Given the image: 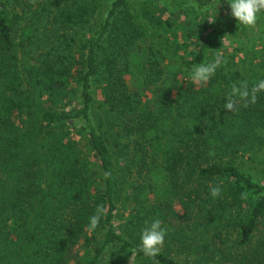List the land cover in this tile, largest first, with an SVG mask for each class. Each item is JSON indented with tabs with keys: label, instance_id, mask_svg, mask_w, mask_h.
Returning <instances> with one entry per match:
<instances>
[{
	"label": "trees",
	"instance_id": "16d2710c",
	"mask_svg": "<svg viewBox=\"0 0 264 264\" xmlns=\"http://www.w3.org/2000/svg\"><path fill=\"white\" fill-rule=\"evenodd\" d=\"M129 1L111 0L100 31L83 39L79 33L100 12L102 0H0V161L9 155L18 169L12 184L0 177V264H103L115 249L125 260L141 264H264V229L258 236L264 227V182L225 160L251 135L247 125L264 118V96L258 93L254 104L243 106L237 120L238 115H230L234 111L226 115L222 94L229 76L219 70L200 91L190 80L181 88L177 79V96L166 98H160L159 86L151 91L134 78L128 80L129 68L117 62L116 49L128 48L143 34L121 15ZM221 4L228 20L188 52L187 65L203 64L212 44L248 33L250 28L230 14L229 0ZM108 39L114 51L106 61L100 51ZM78 44L81 51L75 55ZM126 65L131 68L130 62ZM158 65L147 74L146 84L160 80L163 69ZM168 68L175 70L171 64ZM139 71H145L144 64ZM95 81L104 93L96 107L104 111L103 122L94 113ZM152 96L160 99L157 111ZM17 118L22 128L16 126ZM30 120L34 125H28ZM106 125V133L121 143L123 160L137 169L139 183L127 188L143 199L131 200L148 212L151 202L159 203L155 210L161 218L180 221L172 243L184 254L182 261L167 250L146 257L140 245L118 230L115 221L125 184L103 130ZM70 127L76 128L94 161L80 165L77 158L71 160L67 153L74 146L63 138L37 147L42 133H70ZM212 186L220 187L218 197L211 195ZM98 205L106 214L90 230ZM222 236L225 241L235 236L234 242L213 247V239L223 241Z\"/></svg>",
	"mask_w": 264,
	"mask_h": 264
},
{
	"label": "rangeland",
	"instance_id": "374dc122",
	"mask_svg": "<svg viewBox=\"0 0 264 264\" xmlns=\"http://www.w3.org/2000/svg\"><path fill=\"white\" fill-rule=\"evenodd\" d=\"M109 2H111V0H102L100 12L92 19L90 26L80 31V37L78 38H92L100 31L104 12ZM202 2H206L207 7H200L199 3ZM121 15L122 17L125 16L127 19H124V21L135 23L143 34H145L138 35L136 40H133V44L128 48L118 47L119 49H116V52H119L120 55L117 62L119 64L124 63V68H129V70L126 71V78H128V80L134 78L135 83L142 82V85L144 84L145 88L151 91H154L156 86H159L162 90L160 98H162L163 95L164 98H166L167 94L168 96H177L176 92L179 90L174 87V83L177 79L179 80L181 88L187 85L194 67L187 65V60L189 58L188 52L197 49V46L203 44L210 34L215 33V28L220 27L222 23L229 18L223 9L221 0H169L168 3L160 2L159 0H130L128 7ZM210 15H216L215 22L212 24H209L207 19ZM167 22L171 24V27L166 26ZM120 24L121 22L119 21L118 25ZM114 31L117 33L118 30L116 27ZM121 31H119V33H121ZM79 46L78 44L73 48L72 52L75 55L81 51ZM111 51H114V48L111 40L108 39L101 48L100 58H104L106 61L112 60V57L108 59L107 56ZM217 55L221 56L223 62L216 70L221 71V73L224 72L229 76L227 79L228 82H226L227 85H224V87H227L226 94L225 92L222 94V98L225 97V101L228 99L233 84L239 86L241 82L246 81L250 90L253 84L264 79V77H261L264 75V16H258L256 25L250 28L248 33H245L240 38H225L209 46L206 51V60L203 64L213 62ZM151 61L152 65L150 66L149 64ZM126 62H130L131 68L126 65ZM156 63L159 64L158 70L163 69L161 72L162 74H160V80L157 82L154 80L152 83L146 84L147 74H149L150 71H154L153 66ZM142 64H144L145 71L138 72V66ZM170 64L175 67V70L171 71L168 68ZM20 65L22 68L24 66L26 67V64L23 62H20ZM180 68L184 70L183 72L185 74L181 75ZM169 76V81L165 82L164 78ZM235 76L236 78L233 80L232 77ZM161 79H163V82ZM169 83H171V86L168 85ZM207 83L208 81L202 86L192 84L197 91H200V88H207ZM93 90L95 94V117L97 120L103 122L106 119L103 114L104 111L96 107L104 101V93L102 88H98V83H96V81ZM259 95L264 96V91L259 92ZM151 102L155 107V111H157L156 108L158 107L160 99L158 97L153 98L152 96ZM237 106L238 109L230 113V115L232 114V116H234V114L241 115L244 113L242 112V102H239ZM225 112L226 115L229 113L226 109ZM239 115L237 116V120ZM230 118L236 119L235 117ZM237 120L233 122H237ZM14 122L16 126L20 128L24 126H19V124H21L19 118L15 119ZM28 125H34V121L30 120ZM107 128L108 125H106L103 130H105V136L108 141L111 142V145L113 144L112 152L115 166L119 176L125 184V195L123 194L122 200L118 205L115 221L118 230L133 240V242L140 245L142 230L155 219H159L162 222V228L166 230L164 244L161 250H167L176 260L182 261L185 258L184 254L177 250L172 243L173 237L177 235L175 227H180V221L173 220L172 218H175L173 216L168 219L161 218L159 213L155 210V207H157L159 203L156 204L155 202H151L149 204L150 212H148L142 207L139 209V205L131 200L132 196L143 199L137 194V191H135L136 189L127 188L128 186L137 185L139 183L138 172L137 169L133 171V164H128L123 160V157L119 153L120 147L118 146V144L121 146V143L115 141L110 133H106ZM68 129L70 133L56 130L53 135H48L46 133L39 135L40 133L36 132L39 135L36 137V139H38L37 147L39 149L45 145L49 147L54 139L58 140V138H63L65 143L74 146L73 149L69 150L70 153H67L71 160H73L72 157L77 158L81 161L80 165L87 164L88 159L94 161V158L89 156L87 148L85 147V141L77 134L76 128L70 127ZM249 129L251 131L249 138L241 145L236 146L237 152L232 153L231 156L226 157L225 160L237 164L243 170L251 173L256 179L264 182V118H259L255 122H252V124L250 122V124L247 125V130ZM110 132L112 133V131ZM20 149V156L22 157L20 159L26 158L22 153L24 150L22 145ZM27 160L33 161V157ZM90 166H92V163ZM22 167H19L20 170ZM17 171L18 169L14 168L13 160L9 155L5 157V161H0V177L9 184H12L16 179L14 174H17ZM21 172L23 171L21 170ZM189 180L195 189L198 185L193 181L195 179L191 177V174H189ZM132 203L134 206H132ZM175 206L181 208L180 206ZM132 220H136V222L132 223ZM263 229L264 227L260 226L258 236L264 231ZM204 236L207 237L206 234H204ZM225 238L228 242L224 240V236L221 238L223 241L218 238L213 239L216 242V244H213V247L217 245L224 247V244L230 246L234 242L233 239H235V236H232V238ZM256 239L255 237L254 240ZM196 240H200V237L197 236ZM211 252L212 251H209V253L204 252V254L207 253L209 256ZM195 254L199 255L200 253ZM197 258V255L193 256L194 262ZM130 261L131 260L127 258L125 260V256L121 250L115 249L109 252L103 264H130ZM131 264L141 263L133 260Z\"/></svg>",
	"mask_w": 264,
	"mask_h": 264
},
{
	"label": "clouds",
	"instance_id": "9594fccd",
	"mask_svg": "<svg viewBox=\"0 0 264 264\" xmlns=\"http://www.w3.org/2000/svg\"><path fill=\"white\" fill-rule=\"evenodd\" d=\"M230 14L236 18L239 24L252 28L256 25L258 14L264 12V0H229ZM208 23L215 22L216 15H210ZM221 56L217 55L213 62L194 66L190 74V81L194 85H203L212 75H214L217 67L222 64ZM264 91V79L253 84L249 90L246 81L241 82L239 86L233 84L228 99L224 105V109L228 111H236L239 102L242 106L247 107L250 103L254 104L257 101V93ZM221 189L219 186H212L210 193L213 198L220 195ZM241 198H246V194L242 193ZM106 214V209L103 206H97L95 213L90 217L88 225L90 230H95L100 222L101 216ZM162 222L155 219L150 225L146 226L141 233L139 251L146 257L155 258L164 244L166 230L162 228ZM131 264V261H130Z\"/></svg>",
	"mask_w": 264,
	"mask_h": 264
}]
</instances>
